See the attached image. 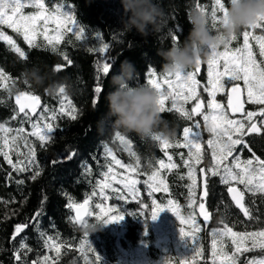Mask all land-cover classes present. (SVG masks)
<instances>
[{
  "label": "trees",
  "instance_id": "1",
  "mask_svg": "<svg viewBox=\"0 0 264 264\" xmlns=\"http://www.w3.org/2000/svg\"><path fill=\"white\" fill-rule=\"evenodd\" d=\"M225 7L229 6L230 0H222ZM54 3L65 5V11L72 10L75 14L78 25L85 27V39L77 40L73 33H65L64 39L59 45V51L53 52L50 46H47L43 36H37L36 43L40 47L32 48L23 39V36L14 32L6 25L0 26V30L15 40L16 44L26 53L27 59L19 57L6 41H0V68L11 77L13 84L8 82L11 88V94L0 87V123L7 121L10 128L21 127L19 118L13 120L14 109L18 107L15 104V96L18 92H30L38 95L42 103L37 109L39 113L42 109H59L60 102L64 97L59 94V87L66 88L65 96L70 99L78 109L77 119L75 121L66 116H60L57 112V119L54 126L58 125L54 132V142L41 148L35 137H28L30 143L36 144L37 160L42 168L41 175L36 180L29 179L31 172L16 173L0 157V264H14L12 259L13 247L18 245L20 237L14 241L12 239L14 228L17 224L28 222L30 226L21 236L27 237V243L33 251L29 253L28 259L36 260L37 257L50 256L55 257L54 250H48L39 236V232H45L47 235L56 239L57 243L63 244L60 258L57 264H189V258L192 255L191 242L189 239L181 236L180 222L173 212L165 209L157 219H152L150 208L139 211L137 202H128L115 199L111 189L106 190L109 200L102 201L99 198L98 189H95L98 180H104L102 175L111 165L113 173L120 179L121 175H132L140 183L137 184L141 198L144 203L151 205L152 200L156 199L161 204H167L168 200H173L179 205L181 215L187 217L192 211L189 207L188 189L186 185L190 181L186 177L188 169L184 166L181 154L184 159L188 157V150L184 147H169L162 149L159 142L151 138H142L135 132H125L114 124V118L108 116L109 101L108 94L113 90L112 77L121 71V64L124 61H131L137 70V77L133 84L147 85L149 73L155 70L156 79L161 83L162 89L167 90V85L163 84L162 73L164 60L158 55L161 48H169L174 43H183L188 37L192 28L188 17L193 9H197L199 3L205 7L209 16L215 6L214 0H158L161 8L164 10L162 18V27L159 31H154L148 36L140 33L128 31L124 27L123 6L120 0H45V4L51 10ZM35 11L33 8H25L24 14H30ZM218 15L222 13L218 12ZM212 26V25H211ZM55 24L49 23V35L54 34ZM213 28V27H212ZM219 28V25H217ZM217 31L216 28H213ZM221 30V29H220ZM246 28L236 32L237 39L231 41L229 47L235 49L243 43L242 33ZM252 35L249 37V43L256 55L258 61L264 60L259 55V44L253 39L254 36H264V28L247 29ZM99 33L97 39L96 34ZM176 37V40H173ZM103 43L110 45L108 53H99L95 49ZM224 44L218 47V51H224ZM89 49H93L89 51ZM63 52L73 61L71 66L63 60L60 53ZM110 58L112 68L108 75H104L98 69L97 64H103L105 57ZM207 58L201 60L202 66L196 79L200 82L197 89L200 97L205 100L204 112L211 113L207 107V102L211 100L208 92L204 91L209 79L207 74ZM57 65L62 66V70L55 71ZM195 67L186 71H194ZM25 80L27 83H25ZM226 84H229L225 80ZM244 87L243 82H239ZM99 86L102 91L97 93L94 89ZM246 95V93H245ZM228 95L226 92H219L216 100L223 104L229 112V118L234 120H244L245 115H232L227 108ZM95 101V103H94ZM195 101H189L184 107L189 111L194 106ZM247 108L251 103L246 101ZM171 106V99L166 101V107ZM264 105H259V108ZM246 112V111H245ZM244 112V113H245ZM164 119L170 127L175 128V135L169 137L173 145L179 141L183 143V129L190 127L193 121L182 117L178 112L163 113ZM35 119V117H34ZM200 121V128L194 131H200L203 144L204 159L201 165L197 166V177L199 180V168L205 167L211 162V149L206 141L213 138L212 133L207 130V125L203 121V116L195 117ZM49 123L52 121L49 119ZM26 131H32L31 124L22 125ZM119 132L130 141V146L135 156L130 155L126 150V145L121 144L116 137ZM245 140L251 146L258 150L257 156L264 159V148L260 150L257 142ZM260 144L264 146V141ZM106 148L111 149L116 159L123 165H132L136 167V159L139 157L140 167L135 173H129L126 168L117 165L110 156L106 154ZM25 149H21L24 151ZM75 152L72 159H66L68 155ZM261 154L263 156H261ZM172 157V162L178 165V169L168 172L163 170L161 175L166 177L169 186V192H155L153 196L148 195V186L144 183L148 175L158 168V161L164 160L168 163L167 157ZM238 156L241 161L252 157L242 145H237L233 157ZM95 157V159H93ZM233 157L228 158V162L233 161ZM13 160L16 156L13 155ZM53 161H56L54 164ZM99 161V163H97ZM151 163L152 167H149ZM91 166V174H85V166ZM8 172H12L15 179L25 181L23 185L17 186L14 182L6 180ZM179 175L185 176V179H178ZM109 179L111 178V175ZM243 190L242 185H237ZM113 187H120L113 183ZM227 186L220 183L219 177H214L210 196L205 205L206 209L213 213L212 219L205 224L203 217L198 215L199 209H196V221L201 227L197 234V239L203 248V259L199 264H211V243L212 230L223 227L220 221L223 220L229 227H234V231H256L264 228V205L257 200V205L261 209L260 221L249 222L239 209L231 206L230 196L227 192ZM97 191L96 196H92L93 191ZM126 191V190H125ZM68 194L75 203L82 204L83 201L91 196L89 203L90 211L94 215L88 218L89 221L96 218L99 209L95 204H101L107 207H115L124 214V218L119 221L106 223L102 230L88 233L78 227L70 217L74 216V211L66 208L69 202ZM199 190L197 198H199ZM245 203H247L248 193L245 194ZM46 198V199H45ZM223 199L225 204H229L227 211L224 207H219ZM3 201H9L4 203ZM43 202V203H42ZM43 209V215L38 218V228L33 222V216L38 209ZM186 230L187 227H186ZM57 233L59 234L57 238ZM70 246V247H69ZM250 246V242H249ZM225 251L231 253L233 247L230 241H225ZM100 256V261H96V255ZM264 253L260 249L244 253L240 256L239 264H243L245 259L261 258ZM199 259V258H198Z\"/></svg>",
  "mask_w": 264,
  "mask_h": 264
},
{
  "label": "snow or ice",
  "instance_id": "2",
  "mask_svg": "<svg viewBox=\"0 0 264 264\" xmlns=\"http://www.w3.org/2000/svg\"><path fill=\"white\" fill-rule=\"evenodd\" d=\"M210 18L211 25L220 31L226 23V16L228 9L225 7L222 0H214ZM197 9L207 14L205 7L199 3L196 5ZM25 8H33L35 11L25 15L23 10ZM65 5L61 3H54V7L50 10L45 4V0H0V26L6 25L14 32L23 36L24 41L32 48L40 47L36 43L37 36L42 35L43 40L47 46L51 47L53 52L59 51V45L64 39L65 33H73L77 40L85 39V27L78 25L75 14L72 10L65 11ZM222 13V15H218ZM208 15V14H207ZM49 23L55 24L54 34L49 35ZM219 25V28H217ZM243 31V43L240 47L232 49L229 47L231 41L237 39L236 33H233L224 43V51H218L217 47L213 50L207 60V74L208 81L204 88L211 96V100L207 102V107L211 109L210 114L204 112L205 101L200 97L197 89L200 82L196 79V75L200 70L201 60H198L194 71H177L162 73L164 77L162 83L167 85V90L162 89L161 83L156 79L155 70L149 73L148 84L160 93L161 111L178 112L187 120L193 121L190 127L183 129V143L177 141L174 145L170 143L168 138L155 134L151 137L152 140L160 143L162 149L169 147H184L188 150V157L184 159L181 154L184 166L188 169L186 173L187 179L190 181L186 185L188 189V198L190 200L189 207L192 211L187 217L181 215L179 205L173 201L168 200L167 204H161L156 199L152 200V204L144 203L141 198L139 189L136 187L140 181L132 178V175H121L120 179L113 173L111 165L108 170L102 175L104 180H98L95 189H98L99 198L102 201L111 199L106 190L111 189L114 193L115 199L119 201L128 202L129 196L131 201L138 203L140 207L138 210L150 208L152 219H157L159 214L165 209L170 210L178 218L180 225L181 236L187 238L191 242L192 255L189 258V264H199V260L203 259V248L200 241L197 239V234L201 231L200 225L196 221L198 215L203 217L205 224L212 219L213 213H210L205 205L210 196L212 189V181L214 177H219L220 183L227 186V192L230 196L231 206L239 209L243 216L249 222H259L261 209L257 205V200L261 205H264V159H261L254 152L251 146L245 140L248 136L264 137V107L259 111H247L244 113V120H234L229 118V112L225 106L216 100V95L219 92H226L228 95L227 108L231 109L232 113L243 112V102L241 100L242 94L246 93V101L251 104L264 105V60L258 61L256 55L249 43V37L252 33L247 29L264 28V18L250 26L245 27ZM99 33L96 34L97 39ZM253 39L259 44V55L264 57V36H254ZM176 40V37H173ZM0 41H6L11 49L19 55V57L27 59L26 53L16 44L15 40L4 31L0 30ZM110 45L103 43L99 48L95 49L99 53H108ZM93 49H89L92 51ZM63 60L71 66L73 61L69 56L63 52L60 53ZM103 64H97L99 70L104 75H108L112 68V63L109 57L104 58ZM55 71L62 70L61 65L54 68ZM225 80L230 82L225 83ZM11 77L5 73L3 68H0V87L5 88L11 94V88L8 82ZM13 84L15 81H11ZM239 82H243L244 87H241ZM25 83L27 81L25 80ZM59 94L64 97L60 102L59 109H48L45 107L39 113L37 109L40 108V97L30 92H18L15 96V104L18 106L13 111V120L19 118L21 127L10 128L7 126V121L0 123V157L4 159L6 164L10 166L12 171L16 173L31 172L29 179L36 180L42 172L39 161L37 160L36 144L30 143L28 137H35L43 149L48 144L54 142V132L58 125L54 126L57 119V112L60 116H66L68 119L75 121L77 119L78 109L70 99L67 104L64 100L66 88L60 86ZM95 92L100 93L101 87L97 86ZM171 99V106L166 107V101ZM189 101H195L194 106L189 111L184 107V104ZM95 103V101H94ZM203 116V121L207 125V130L212 133L213 138L206 141L207 146L211 149V162L199 168V183L197 177V166L202 164L204 159L203 144L201 132L194 131L200 128V121L195 117ZM35 117V119H34ZM259 118V119H258ZM49 119L52 123H49ZM31 124L32 131L28 132L22 126L23 124ZM116 137L121 144L126 145V150L130 155L135 156L136 153L132 151L130 141L126 140L125 136L117 132ZM237 145H242L249 152H252V157L248 160L241 161L238 156L233 157ZM25 149L21 151V149ZM107 156H110L117 165H120L131 174L135 173L136 169L140 167L139 157L136 159V167L132 165H123L120 160L116 159L111 149L106 148ZM13 155L16 160H13ZM76 153L73 152L66 157L72 159ZM233 157L231 163L228 158ZM95 159V157H93ZM168 163L164 160L158 161V168H156L151 175H148L144 183L148 186V195L153 196L155 192H169V186L166 177L161 175L163 170L172 172L178 169V165L172 162V157L168 156ZM55 164L56 161H53ZM99 163V161H97ZM0 165V169H2ZM149 167H152L149 163ZM85 174H91V166H85ZM111 178L109 179V176ZM178 179L183 180L185 176L177 173ZM6 180L14 182L17 186L25 183L22 179H15L12 172H8ZM122 185L120 187H113V183ZM237 185H242L243 190ZM126 190V191H125ZM199 190V198H197V191ZM248 193L247 203H245V194ZM68 196V194H65ZM92 196L97 195L94 190ZM46 199V198H45ZM66 208L75 212L70 219L76 224H81L92 217L94 213L89 210V203L91 196L86 198L82 204L75 203L70 196ZM8 203L9 201H3ZM43 203V202H42ZM224 207L227 211L229 204H225L223 199L218 205ZM94 207L99 209L96 213V218L103 220L105 223L119 221L124 218V214L118 208L107 207L101 204H95ZM43 215V209H38L33 216V222L38 228V218ZM223 227L214 228L212 230L211 243V264H239L240 256L244 253L252 252L260 249L264 253V228L256 231H234L235 225L229 227L220 221ZM30 226L28 222L17 224L14 228L12 239L15 241L20 237L18 245L13 247L12 259L14 264H57L60 258L61 248L63 244L57 243L56 239L47 235L45 232H39L40 238L43 240L44 246L48 250H54L55 257L44 256L37 257L36 260L29 261L28 255L33 251L31 246L27 243V237L21 236L22 233ZM186 227L188 230H186ZM59 234L57 233V238ZM230 241L233 247L231 253L225 251V241ZM250 242V246H249ZM70 247V246H69ZM199 258V259H198ZM96 261H100V256L97 254ZM243 264H264V255L261 258L245 259Z\"/></svg>",
  "mask_w": 264,
  "mask_h": 264
},
{
  "label": "clouds",
  "instance_id": "3",
  "mask_svg": "<svg viewBox=\"0 0 264 264\" xmlns=\"http://www.w3.org/2000/svg\"><path fill=\"white\" fill-rule=\"evenodd\" d=\"M123 6V23L128 31L135 30L148 36L162 27L164 10L158 0H120ZM226 23L220 31H214L209 16L193 9L188 17L192 28L183 43L158 50L165 72L186 71L195 67L198 60L210 56L213 47H219L242 28L264 18V0H230ZM137 70L131 61L121 64V71L112 77L113 90L108 94L110 118L125 132H135L142 138L155 134L169 138L175 128L164 119L160 106V93L147 85L133 84ZM106 223L100 219L87 220L78 227L88 233L102 230Z\"/></svg>",
  "mask_w": 264,
  "mask_h": 264
},
{
  "label": "flooded vegetation",
  "instance_id": "4",
  "mask_svg": "<svg viewBox=\"0 0 264 264\" xmlns=\"http://www.w3.org/2000/svg\"><path fill=\"white\" fill-rule=\"evenodd\" d=\"M245 98H246V95H245ZM205 101V100H204ZM205 106V105H204ZM259 105H256V104H251V106L249 107V109L247 108V110H246V112L247 111H259ZM244 114V113H243ZM243 114H240V115H243ZM240 115H236V116H240ZM259 119V118H258ZM247 140L248 141H252V142H257L258 144H257V146L259 147V149L260 150H263V148H264V146H262V144H260L262 141H264V137H261V136H248L247 137ZM252 152H254L256 155L258 154V153H262V152H258V150L257 149H255L254 147H253V150H252ZM251 152V153H252ZM261 156H263L262 154H261ZM198 183H199V180H198Z\"/></svg>",
  "mask_w": 264,
  "mask_h": 264
},
{
  "label": "water",
  "instance_id": "5",
  "mask_svg": "<svg viewBox=\"0 0 264 264\" xmlns=\"http://www.w3.org/2000/svg\"><path fill=\"white\" fill-rule=\"evenodd\" d=\"M202 66V64L200 65V67ZM242 87V86H241ZM243 88V87H242ZM241 100H242V102H243V109H244V111L243 112H238V113H232L231 112V109H229L230 110V113L232 114V115H240V114H243L246 110H247V104H246V99H245V93L244 94H242V96H241ZM41 103H42V100H41V98H40V105H41ZM238 187V186H237ZM89 210H90V207H89ZM240 211V210H239ZM241 212V211H240ZM242 213V212H241ZM74 215H75V212H74Z\"/></svg>",
  "mask_w": 264,
  "mask_h": 264
}]
</instances>
